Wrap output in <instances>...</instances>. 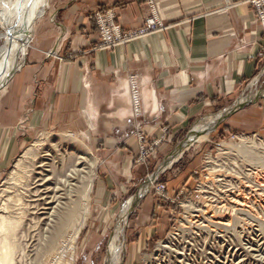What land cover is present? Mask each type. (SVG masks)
I'll list each match as a JSON object with an SVG mask.
<instances>
[{
    "label": "crops",
    "instance_id": "0c3cea01",
    "mask_svg": "<svg viewBox=\"0 0 264 264\" xmlns=\"http://www.w3.org/2000/svg\"><path fill=\"white\" fill-rule=\"evenodd\" d=\"M156 3L163 30L93 50L97 35L88 21L91 12L113 9L118 25L135 31L148 15L145 0H58L48 24L39 23L45 15L34 22L25 62L0 92V138L55 129L73 133L93 148L102 199L107 194L110 200L125 192L131 174L142 168L134 164L137 130L146 141L164 136L150 166L167 160L184 134L232 98L227 126L263 132L264 96L240 97L264 60L259 57L264 29L248 0ZM130 77L139 92L138 117ZM20 144L15 142L13 152ZM151 206L145 197L135 231L137 250L156 230L147 213ZM153 212L165 213L158 206ZM164 231L162 226L158 233Z\"/></svg>",
    "mask_w": 264,
    "mask_h": 264
},
{
    "label": "rangeland",
    "instance_id": "374dc122",
    "mask_svg": "<svg viewBox=\"0 0 264 264\" xmlns=\"http://www.w3.org/2000/svg\"><path fill=\"white\" fill-rule=\"evenodd\" d=\"M57 3L58 0H49L46 14L39 23L48 24L51 18L50 12L56 8ZM105 9L107 8L102 10ZM93 12L90 13L88 21L95 30L97 40L91 48L100 50L97 47L98 30L92 21ZM3 42V29L0 28V47ZM263 72L264 60L255 78L247 88L245 87L241 98L264 96ZM232 105H234V98L221 105L212 115L196 125H203L211 117L227 113L233 107ZM228 119L229 117H226L218 122L210 130L205 141L188 147L180 158L167 168H161L163 161L159 165L157 163L151 166L148 164L161 144L151 152L149 151L143 161H139L143 151H147V146L152 140L146 141L142 133H139L144 139L141 143L139 135H136L138 147L134 164L142 168L131 174L132 182L127 187L128 189L119 196L109 197L110 200L107 194L105 199H102V186L98 184L101 170L93 148L72 133L91 152L96 166L94 181L86 203L88 210L85 224L77 234L75 243L72 244L73 248L66 253L62 262L66 263L73 259V264H108V245L123 204L132 196H136L147 179L153 176L155 177L153 184L128 215L121 239L122 246L125 247L121 264H146V257L148 259L150 256H153L150 260L151 264H264V131L230 129L227 126ZM191 131L183 135L176 149L188 139ZM67 133L70 132L55 129L41 131L36 135L30 132L18 139L0 138V189L9 182L14 164L26 149L42 136L48 135L50 140L55 141L52 144L59 143V146H62L64 145L62 134ZM18 141L21 144L18 145L17 151L13 152L15 142ZM7 144L9 145L8 152L2 153L1 151ZM249 151L250 154H245ZM167 160L169 161L170 158L168 157ZM85 163L86 167L88 161L86 160ZM87 167L90 169L89 164ZM145 197L152 202L147 213L152 214L150 220L155 221L157 226L147 240L146 247L137 250L139 237L135 231L140 228L138 217L141 202ZM156 206L165 213L154 214L153 210ZM162 226L166 227V231L158 233ZM162 246L165 249L159 248ZM40 254V251L37 255L33 254L26 264H35V262L36 264H57V261L51 257H48L46 261L43 260Z\"/></svg>",
    "mask_w": 264,
    "mask_h": 264
},
{
    "label": "bare ground",
    "instance_id": "6f19581e",
    "mask_svg": "<svg viewBox=\"0 0 264 264\" xmlns=\"http://www.w3.org/2000/svg\"><path fill=\"white\" fill-rule=\"evenodd\" d=\"M48 7L49 0H0V28L4 38L0 47V92L24 64L33 38L34 22L45 15ZM225 115L226 112L218 114L207 119V123L196 125L188 139L169 157L164 168L178 160L183 151L194 143L205 141L210 130ZM62 140V146L52 144L55 141L50 140L49 135L34 141L14 164L9 182L0 189V264H26L38 251L45 261L51 257L57 264H73V259L66 263L62 259L73 248L72 244L85 224L86 203L96 163L91 152L72 133L62 134ZM86 160L90 169L85 167ZM154 179L149 177L140 192L123 204L108 245V264H121L125 250L121 239L128 215ZM159 248L165 249L163 246ZM152 257H146V264H151Z\"/></svg>",
    "mask_w": 264,
    "mask_h": 264
},
{
    "label": "built area",
    "instance_id": "2783aa9c",
    "mask_svg": "<svg viewBox=\"0 0 264 264\" xmlns=\"http://www.w3.org/2000/svg\"><path fill=\"white\" fill-rule=\"evenodd\" d=\"M248 4L254 11L255 17L262 29H264V0H248ZM147 6L148 15L143 21L142 26L135 31H124L116 22V14L113 9L107 8L105 10L97 9L92 14V21L98 30L97 47L99 49H110L116 45H123L136 38L146 36L164 29V24L159 19L157 13V4L155 0H145ZM264 50L259 57H263ZM131 102L134 116L138 117L140 114V97L137 90L134 77H130L128 80ZM164 132V131H163ZM137 135L139 132L137 131ZM164 136L152 140L150 145L147 146V151H143L139 161H143L144 157L148 155L154 148H157ZM139 141L142 143L144 139L142 135H139Z\"/></svg>",
    "mask_w": 264,
    "mask_h": 264
},
{
    "label": "water",
    "instance_id": "95a60500",
    "mask_svg": "<svg viewBox=\"0 0 264 264\" xmlns=\"http://www.w3.org/2000/svg\"><path fill=\"white\" fill-rule=\"evenodd\" d=\"M233 109H231L229 112H231ZM224 118H226V115L224 116ZM168 162V160L164 161L161 165V168H164L166 163Z\"/></svg>",
    "mask_w": 264,
    "mask_h": 264
}]
</instances>
